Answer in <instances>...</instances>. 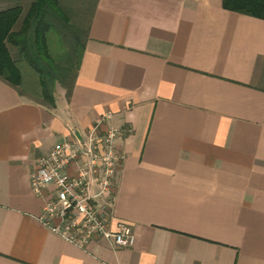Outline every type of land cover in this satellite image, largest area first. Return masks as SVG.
<instances>
[{
  "label": "crops",
  "instance_id": "1",
  "mask_svg": "<svg viewBox=\"0 0 264 264\" xmlns=\"http://www.w3.org/2000/svg\"><path fill=\"white\" fill-rule=\"evenodd\" d=\"M54 98L0 80V264H264V20L222 0H97L73 90ZM108 113L112 220L134 244L84 250L42 224L53 188L36 197L30 175Z\"/></svg>",
  "mask_w": 264,
  "mask_h": 264
},
{
  "label": "built area",
  "instance_id": "2",
  "mask_svg": "<svg viewBox=\"0 0 264 264\" xmlns=\"http://www.w3.org/2000/svg\"><path fill=\"white\" fill-rule=\"evenodd\" d=\"M111 114L98 119L88 132L73 142H62L36 162L30 186L43 198L49 188L54 197L44 202L40 221L62 240L86 249L105 240L114 248L132 247L134 236L129 224L113 223L115 182L123 156L115 148L120 131L107 126ZM107 126L102 131L103 126ZM77 167L75 174L71 167ZM97 191L91 194L90 188Z\"/></svg>",
  "mask_w": 264,
  "mask_h": 264
},
{
  "label": "trees",
  "instance_id": "3",
  "mask_svg": "<svg viewBox=\"0 0 264 264\" xmlns=\"http://www.w3.org/2000/svg\"><path fill=\"white\" fill-rule=\"evenodd\" d=\"M12 4L0 10V80L21 95H28L22 88V76L18 64L26 62L38 75L39 94L31 97L40 105L55 107L54 88L58 83L66 90L69 98L81 63L85 40L88 38L90 15L87 12L82 21L71 32L73 48L61 57H54L49 50V34L55 22L67 18L60 6V0H10ZM225 10L264 20V0H222ZM14 52V55L12 53ZM34 99H33V98Z\"/></svg>",
  "mask_w": 264,
  "mask_h": 264
},
{
  "label": "rangeland",
  "instance_id": "4",
  "mask_svg": "<svg viewBox=\"0 0 264 264\" xmlns=\"http://www.w3.org/2000/svg\"><path fill=\"white\" fill-rule=\"evenodd\" d=\"M95 0H60V6L67 18V24L62 20L55 22V26L49 34V50L52 56L61 57L68 53L74 46V39L71 32L83 19L82 15H90ZM12 4L10 0H0V10ZM24 11L28 8V2H21ZM14 55V52L12 53ZM22 76V88L29 96L39 94V78L36 72L24 61L18 64ZM66 92L60 84H56L54 94L60 91ZM32 97V98H33ZM31 98V97H30ZM34 99V98H33Z\"/></svg>",
  "mask_w": 264,
  "mask_h": 264
}]
</instances>
